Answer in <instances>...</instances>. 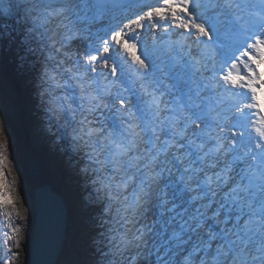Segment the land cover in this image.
I'll list each match as a JSON object with an SVG mask.
<instances>
[{
	"label": "snow or ice",
	"instance_id": "snow-or-ice-1",
	"mask_svg": "<svg viewBox=\"0 0 264 264\" xmlns=\"http://www.w3.org/2000/svg\"><path fill=\"white\" fill-rule=\"evenodd\" d=\"M9 58L106 228L64 264H264V0H0ZM10 139L0 111V264Z\"/></svg>",
	"mask_w": 264,
	"mask_h": 264
},
{
	"label": "rangeland",
	"instance_id": "rangeland-1",
	"mask_svg": "<svg viewBox=\"0 0 264 264\" xmlns=\"http://www.w3.org/2000/svg\"><path fill=\"white\" fill-rule=\"evenodd\" d=\"M19 91L23 93V95L27 98L28 100L27 102H29L28 103L29 108L23 107L25 109V113L23 110V114L25 117L24 121L23 123L21 122V120L18 121L19 130L21 129V134H22L21 137L22 142L19 143V140L17 141L10 136L11 150L9 152V161L16 174L15 192L19 198V205L22 207V212L24 217L23 219H20L15 217L14 215L12 218L14 226H17L21 229L19 235L20 248L13 250L19 252V258L14 261V264H28V257H27L28 243H29L28 236L30 234L31 222L33 218V213L30 206V191L32 188V184L34 183L35 180L33 178L31 179V177H29L28 173L24 169L22 165L23 160L29 159L31 161V159H33L32 157L35 155L38 158H40L42 174L43 177H45L44 179L46 181H51V180L59 181V179L61 180L64 174V173H60L61 165H64L62 160L63 159L66 160L65 165L70 164V161L68 160L69 154L66 153L60 147V144H58L60 141H56L54 138L49 137V135L43 128L44 127V124L42 125L43 115L41 108L39 106L40 100L37 94L35 84L33 83V80L31 79L30 83L21 82ZM43 136H45V139L43 138ZM63 155L65 156L64 158ZM59 174L61 175V177H59ZM67 177L69 176L67 175ZM11 178L12 176L11 174H9V179L11 180ZM72 179H73L72 177L67 180L64 178V182H69L68 187H71L73 189L72 193L76 195V193L78 192L77 191L78 187L75 185H71ZM69 194L73 200L79 199L78 196L75 199L72 197L71 193ZM68 203L69 202H67L69 208ZM77 203L79 206L76 205L75 209L71 211V221L69 225L70 231L69 234L67 233L68 235L67 242L64 249L62 250L61 259L59 260L60 262H58L57 264H64V260L68 252L69 239L74 240L76 245L80 247L81 251H85L86 246L89 243H91L92 237L95 235L97 239H103V237L100 236L99 234L105 232L106 230L105 227H102L100 225L98 218L93 219L94 217H97V214L93 213L90 207H87V205L82 201V198L79 199ZM71 208L72 206L70 203L69 210ZM4 224H5L4 216L2 212H0V238H2L3 231H9L11 234V231L6 227H4ZM0 253H2V249H0Z\"/></svg>",
	"mask_w": 264,
	"mask_h": 264
},
{
	"label": "water",
	"instance_id": "water-1",
	"mask_svg": "<svg viewBox=\"0 0 264 264\" xmlns=\"http://www.w3.org/2000/svg\"><path fill=\"white\" fill-rule=\"evenodd\" d=\"M30 206L33 218L28 264H57L67 242L70 222L63 195L49 181L36 182L30 191Z\"/></svg>",
	"mask_w": 264,
	"mask_h": 264
},
{
	"label": "bare ground",
	"instance_id": "bare-ground-1",
	"mask_svg": "<svg viewBox=\"0 0 264 264\" xmlns=\"http://www.w3.org/2000/svg\"><path fill=\"white\" fill-rule=\"evenodd\" d=\"M31 79L33 80V77L29 73H27L23 68L19 67L18 64L14 62L11 58H9V60L6 63L0 65V111L7 112V124H8V128L10 129V132H9L10 136L13 137L17 141L19 140V143L22 142L21 141L22 134H21V129L19 130L18 121L21 120L22 123L24 121L25 117L23 114V110L25 113V109L23 107L29 108V105H28L29 102H27L28 101L27 98L19 90H20L21 82L30 83ZM42 115H43V112H42ZM43 124L44 123L42 120V125ZM43 138L45 139V136H43ZM61 143L62 142H59L58 144H61ZM17 146H18V143H17ZM64 157L65 156L63 155V158ZM32 158L33 159H31V161L29 159L23 160L22 165L24 169L26 170V172L28 173L29 177L35 180L34 183L32 184V186H34L36 182H41V181H46V180L44 179L45 177H43V174H42L41 159L38 158L36 155L33 156ZM64 160L65 159H63L62 161L64 162ZM49 182H51L54 188L63 195V199H64V202L67 208H68L67 202H69L68 203L69 208H70V203H71L72 208L69 210L70 217H71V211L75 209L76 205H78L77 201L80 199L79 188L77 189L78 192L76 193V195H73L72 193L73 189L71 187H68V182L62 183L60 179L59 181L51 180ZM69 193H71L73 198L76 199L78 196L79 199L78 200L76 199L77 201L73 200L70 197ZM69 225H70V222H69ZM69 231L70 230L67 231L68 234H69Z\"/></svg>",
	"mask_w": 264,
	"mask_h": 264
},
{
	"label": "built area",
	"instance_id": "built-area-1",
	"mask_svg": "<svg viewBox=\"0 0 264 264\" xmlns=\"http://www.w3.org/2000/svg\"><path fill=\"white\" fill-rule=\"evenodd\" d=\"M73 177H75V178L77 177V178H78V175H74ZM83 182H84V181H83Z\"/></svg>",
	"mask_w": 264,
	"mask_h": 264
}]
</instances>
